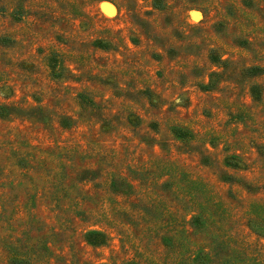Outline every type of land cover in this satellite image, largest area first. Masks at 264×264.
Masks as SVG:
<instances>
[{"label":"rangeland","instance_id":"rangeland-1","mask_svg":"<svg viewBox=\"0 0 264 264\" xmlns=\"http://www.w3.org/2000/svg\"><path fill=\"white\" fill-rule=\"evenodd\" d=\"M0 264H264V0H0Z\"/></svg>","mask_w":264,"mask_h":264},{"label":"trees","instance_id":"trees-1","mask_svg":"<svg viewBox=\"0 0 264 264\" xmlns=\"http://www.w3.org/2000/svg\"><path fill=\"white\" fill-rule=\"evenodd\" d=\"M103 234L100 233V232H97V231H91L89 234H88V241L91 242V243H95V244H98V243H102L103 242Z\"/></svg>","mask_w":264,"mask_h":264}]
</instances>
